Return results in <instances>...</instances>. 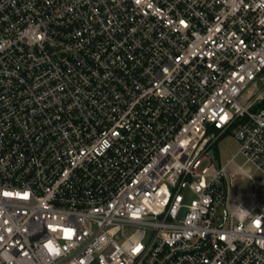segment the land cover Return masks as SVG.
I'll use <instances>...</instances> for the list:
<instances>
[{"label":"built area","instance_id":"obj_1","mask_svg":"<svg viewBox=\"0 0 264 264\" xmlns=\"http://www.w3.org/2000/svg\"><path fill=\"white\" fill-rule=\"evenodd\" d=\"M263 183L264 0H0V264H264Z\"/></svg>","mask_w":264,"mask_h":264},{"label":"rangeland","instance_id":"obj_2","mask_svg":"<svg viewBox=\"0 0 264 264\" xmlns=\"http://www.w3.org/2000/svg\"><path fill=\"white\" fill-rule=\"evenodd\" d=\"M240 146L239 140L234 136V131L229 132L224 137H222L217 145V150L219 153V163L225 164L232 156H234ZM235 160L239 164H243L244 158L242 155H237ZM247 168H250L247 165ZM261 173L255 174L256 182L262 180ZM233 192L237 193L241 197H250L254 192V183L251 179H248L244 175H238L235 178ZM264 193V183L261 188L257 191V194L260 196Z\"/></svg>","mask_w":264,"mask_h":264}]
</instances>
